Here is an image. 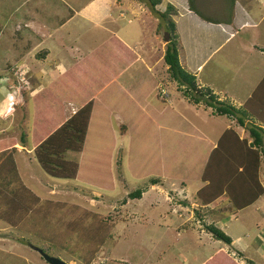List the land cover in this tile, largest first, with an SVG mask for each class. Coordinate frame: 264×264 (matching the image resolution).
Instances as JSON below:
<instances>
[{
	"label": "rangeland",
	"instance_id": "rangeland-1",
	"mask_svg": "<svg viewBox=\"0 0 264 264\" xmlns=\"http://www.w3.org/2000/svg\"><path fill=\"white\" fill-rule=\"evenodd\" d=\"M21 1L0 0V22L13 15L14 12L15 16H20L24 9L26 12V9L30 7L33 8H31L30 19H35V0L27 2L22 11L13 12ZM88 1L46 0V5L41 9L44 14L40 21L50 30L57 29L61 18L67 17L69 13L67 8H61V5L66 3L69 7L78 9ZM105 1L109 3H104ZM137 1L143 10L133 4L135 12L131 14L133 18L129 24L125 22L127 18H118L119 9L113 6L112 0H103L100 3L102 12L105 13V25L113 28L116 35L129 38L136 45V52L142 57V61H145L146 65L151 68L152 73L140 82L137 91L131 90L133 86L128 83V76L132 71L138 72L141 68L137 70L136 66L132 67L125 76L120 78L126 92L125 96L139 99L141 105L137 110L146 111L147 108L150 115L145 116L137 111L132 118L123 117L125 112L119 113L116 107L119 97L122 101V95L115 92L114 86H111L109 90L112 93H108L110 95L108 99L111 98L114 101L110 106L113 114L107 115L110 124H104L103 138L96 144L97 150L107 147L111 154L106 153L105 156L89 154L92 158L99 160L101 179L94 174L81 176L83 177L80 178L81 182L51 177L45 174L36 163L31 148L23 149L16 145L13 160L18 177L23 185L40 198L41 202L48 200L65 204L64 207L55 209L54 215L59 218L56 220L57 224L61 222L68 224L70 220L81 216L83 212H87L86 220H91V215H95L94 218L109 222L111 237L99 247L88 264H199L207 253L212 254L219 250L237 264L247 263L235 258L236 251H241L243 257L252 260L254 264H264V211L261 209L256 212L257 204L259 205L262 201L264 203V195L252 206L242 211L234 210L223 197L213 204L211 209L207 207L199 211L203 219L201 221L197 219L195 212L200 204L195 197V192L201 186L199 180L203 162L201 160L207 154V150L206 143H201V145L191 140L189 136L197 135V133L190 129L198 130L199 128L203 132H208L219 130L224 124V127H233L239 136H243L245 131L243 133V129L241 130L233 120L225 116L216 119L207 117L208 109L207 111L201 106L202 104L197 106L188 102L181 95L176 83L171 80L166 71L167 66L162 59L165 46L164 49L160 46L162 37L165 36L164 23L151 13L144 0ZM125 2L120 1L119 4L130 7L128 4L125 5ZM239 2L241 7L247 5L245 0H239ZM249 2L254 4L251 0ZM194 3L204 15L216 17L221 13L220 7L225 6L226 0H194ZM124 8L130 14L131 8ZM155 8L161 11L159 4ZM138 14L141 16H136ZM109 19L113 23L108 21ZM120 19H122L121 22ZM157 25L160 26L158 27L159 35L155 33ZM61 28L63 40L71 37L70 41H66L72 43L71 45L80 34L87 30H90L89 35L98 34L96 26L89 25L85 19H75L74 16L66 20ZM238 35L239 32L229 44L236 45L235 40L241 38ZM262 35V40H264V25ZM102 46L104 44L100 47ZM23 50L24 45L18 42L10 49V54H1L6 52V48L0 46V141L5 144L13 141L18 143L21 130L30 129L32 117L35 116L33 115L35 108L32 104L35 96L34 54H27L24 59H21L23 63L13 65V70H8L6 67L10 66L9 59L12 61L17 58ZM78 51L80 50H77L76 54ZM224 54L226 53L222 50L208 59L198 73L203 85L199 84L211 89L220 100L226 98L221 96H226V92L228 99L236 94L237 96L232 97L236 100L244 94L242 84L250 85L254 82L253 79L256 81V74L259 79L262 70L255 71L254 69L251 73L247 71L244 67L246 62H243L244 59L240 60L241 53L234 58L229 56L227 58ZM82 55L83 53H80L76 58ZM235 58L236 60L232 61ZM227 65L230 68H227ZM249 74H252V77H248ZM230 102L235 104L233 100ZM62 105L60 109L67 117L73 114L79 106L72 101H63ZM170 108L174 111L173 115ZM23 118L25 121H22ZM123 120L129 124L128 128L121 129L120 122ZM184 120L188 122H186L187 126L182 125ZM165 121L178 132L180 129L186 137L178 135L175 131L160 129ZM213 122L217 124L214 125ZM106 126L109 128L106 129ZM199 136L202 135L199 134ZM189 141L190 144H188ZM68 158L77 161L79 155L68 153ZM118 160L120 164L117 165ZM109 164L110 180L109 169L106 167ZM168 166L171 168L169 172H177V176L184 177V180L186 178L188 181L178 180L175 175L172 177L167 175L169 178L162 180L159 184L150 185L149 177L166 173ZM262 168H264V163H262L259 175L264 187ZM103 184L106 188H99ZM136 188H142L141 197L127 199V194ZM124 199L127 200L125 203L122 202ZM209 224L232 237V242L228 245L223 241L214 240L212 234L205 228ZM64 227L62 225V228ZM21 237L23 240H18L16 232L11 231L0 221V264H49L37 250L41 240L31 238L27 234L19 235V238ZM239 237H242L245 243ZM68 240L67 248L55 250L50 255L60 258L67 264H86L85 258H88L85 252L86 247L74 251L73 244L78 243V239L69 236ZM207 260L202 263H206ZM214 261L221 264L220 261ZM206 264H213V260Z\"/></svg>",
	"mask_w": 264,
	"mask_h": 264
},
{
	"label": "trees",
	"instance_id": "trees-1",
	"mask_svg": "<svg viewBox=\"0 0 264 264\" xmlns=\"http://www.w3.org/2000/svg\"><path fill=\"white\" fill-rule=\"evenodd\" d=\"M144 1L151 13L164 23V31L168 36V41H166L162 59L167 66L166 71L171 80L176 83L179 89L177 90L188 102L197 106L202 104L201 106L209 110L210 115L215 117L225 116L245 131L243 136H239L233 127L226 128L218 138L215 146L210 151L206 149L207 154L204 157L202 156L201 161L203 162L201 174L199 175L201 186L195 192V197L200 204L199 209L195 212L197 218L201 221L203 216L199 211L215 204L223 197L234 210L245 209L264 194V187L259 178L261 166L264 163V97L261 100L258 97L262 86L264 88V77L242 105H235L228 98L220 100L211 89L206 88V86H199L195 75L186 70L179 61V53L182 47L176 32L175 22L172 19V16L177 14L176 8L167 3L165 9L160 11L155 6L161 0ZM187 4L189 10L199 18L212 21L211 17L204 15L201 10L197 9L194 0H187ZM226 10V22L231 23L233 0L230 4L228 3ZM110 41H114L116 45H111ZM117 46L128 56L124 62L121 54L120 62L122 64L119 67L128 66L135 56L133 57V54L128 52L122 43L111 38L104 43V46L98 47L82 62L69 67L47 88L35 93L32 99L35 108L33 115L35 116L32 117L30 129L21 130L18 143L24 149L31 148L36 163L45 174L55 178L75 181H80V178H83L81 176L86 177V174L90 176L94 174L100 179L102 178L98 165L99 160L92 158L89 154L102 156H105L106 153L107 155L111 154L110 149L107 147L97 150L96 144L103 138L104 124H110L107 115L111 116L113 114L110 106L114 101L111 98L108 99L110 97L108 93H112L109 90L111 86H105L121 70L107 69L103 57H110V55H104L100 53V50L104 47L115 48ZM260 50L262 49L260 48ZM96 55L102 58L100 59ZM95 58L101 61L100 66L103 65V70H98L100 66L97 65L100 61L95 65ZM87 65H90L91 69ZM144 78L133 82L131 90L137 91V86ZM114 89L115 92L122 95V101L119 97V103L116 107L119 113L125 112L123 117L132 118L137 111L145 116L150 115L148 110H137L141 105L139 99L136 100V97L127 98L125 91H121L115 86ZM134 98L136 101L133 100ZM63 101H72L79 106L73 114L67 117L63 115L60 109L63 107ZM171 112L173 115V109ZM171 114L170 116H172ZM22 121H25V118ZM165 122L162 124H165ZM186 122L184 120L182 125L187 126L188 122ZM120 123L121 129L128 128L127 121L123 120ZM167 125H170V123H167ZM105 128L108 129L109 126ZM169 128H172V125ZM160 129L163 128L160 127ZM167 130L175 131L178 135L186 137V134L181 132L180 129H178L179 132L176 129ZM190 130L195 131L194 129ZM109 132L111 133L110 130ZM194 136L196 135H190L189 137L197 143L195 139L193 140ZM178 138L182 140L180 137ZM198 143L201 144L202 142ZM14 144V141L6 144L0 142V221L9 227L11 231L16 232L18 240L22 241L23 237L19 238V235L24 234L41 240V244L37 248L41 256L50 255L55 250L67 248L69 236L73 239L77 238L78 243L73 244L74 251L84 249L85 246V252L88 254V258H85V260L88 264L94 258L99 247L106 239L111 237V225L107 220L94 218L95 215H91V220H86L87 212H83V214H80L81 216L70 220L68 224H62V222L57 224L56 220H59V218L54 215L55 209H60L65 204L48 200L41 202L36 194L21 183L13 160ZM188 144H190V141ZM68 153H78V160L69 159ZM116 164H120V160ZM106 167L109 169L110 180V164ZM170 169L168 166L166 167L168 172L165 171L166 173H161L159 176H150L148 180L150 185L159 184L162 180L169 178L167 175L171 177L175 175L178 180H184V177L181 178V176L176 175L177 172H169ZM262 170L264 173V168ZM185 180L188 181L186 178ZM105 186L103 184L99 188H106ZM142 192V188H136L127 194V199H139ZM126 201L124 199L122 202L125 203ZM62 225L65 227L62 228ZM205 228L212 234L214 240L223 241L228 245L232 242L230 236L214 225L209 224ZM242 257V252L236 251V259L243 260L247 264H254L252 260ZM212 260L213 264H217L214 260L220 261L221 264H237L232 258L223 255L221 250L216 251L206 263Z\"/></svg>",
	"mask_w": 264,
	"mask_h": 264
},
{
	"label": "crops",
	"instance_id": "crops-1",
	"mask_svg": "<svg viewBox=\"0 0 264 264\" xmlns=\"http://www.w3.org/2000/svg\"><path fill=\"white\" fill-rule=\"evenodd\" d=\"M45 1L46 0H35V19H30V13L33 9L32 7L26 9V12L24 9L27 5V2L29 3L31 2V0H22L20 5L16 6L13 10L14 12L18 10L22 11L24 9L22 14L20 16H15L16 13L14 12L13 15H11L10 17H6L3 21L0 22V46L2 48H6V52H2L1 54H10V49H12L18 42L24 45V50L21 55H18V57L13 59L12 61L9 59L10 66H6L8 70H13V65L22 62L21 59H24L27 54H34L35 93L47 88L69 67L74 64H77L78 62H82L85 58L91 55V53L94 52L98 47L106 43L107 40H110L111 38L116 39L120 43H122L126 50L132 53L133 57L135 56V58H133V61L128 66L119 67L122 64L120 62L121 54L123 55L122 59L124 60V62L127 60V54L122 51L118 46L115 48L104 47L103 49H101L100 53L104 55H110V57H103L105 58V64L108 65H105V67L111 70H121L114 77V79L105 87L115 86L121 91H124L123 84L121 83L120 78L121 76H125L128 73V70L132 69V67L135 66L137 70H139V68L141 69L138 72L132 71V73L129 74L128 83L131 85L133 82L139 81L140 78H144L152 73L151 68L148 67L146 65V62L142 61V57L137 54L136 45H134V43L129 38L124 37L123 35H116L113 31V28L109 26L107 27L105 25V13L102 12V5L100 3L103 2V0H89L86 4L79 6L78 9L73 8L72 6H70V8L68 4L61 2L64 3V5H61V8H67V11L69 13L67 17L61 18V21L57 25V29L55 28L52 30H50L44 23H41L40 21L42 15L44 14L42 12L43 10L41 9L44 8V6L46 5ZM120 1H126L125 5L128 4L130 7L122 6L123 4H119ZM251 1L252 3H254L253 5L249 2V0H245V4L247 5L241 7L239 0H233V17L231 23L226 22V7L228 3H231V0H226L225 6L220 7L221 13L219 15H216V17L211 16L212 21L203 20L199 18L194 12L190 11L188 8L187 0H161V2L159 3V8H161V11L164 10V7L167 3L172 4L177 10V14L173 15L172 19L175 22L176 32L179 36V42L182 47L179 53V61L189 72L195 75L196 82L199 86H201L200 84L202 83L200 82L198 73L203 69L205 63L208 61L209 58L214 57L217 53L222 50L226 53L224 55H227V58H234L238 53H241L242 57L240 58V60L244 59L243 62H246L244 64V67L250 73L254 69L255 71L262 70V74L259 79L258 74H256V81L253 79L254 82L250 83V85L242 84L244 94L243 96L241 95V98L236 100L232 99V97L237 96L235 93V95L233 94L234 96L229 97V99L233 100L235 104H238V106L242 105L251 96L255 88L260 84V81L264 77V51H262L264 49V40H262V28L264 25V0ZM104 3L109 2L105 1ZM112 3L114 4L113 6H116L119 9L118 18H127L125 22H128V24L133 18L131 14L135 12L133 4H136L139 9L143 10V7L138 5L137 0L136 2H134V0H132V2L131 0H112ZM124 7L131 8L130 14H128V10H126ZM53 10L55 11V9ZM72 16H74L75 19H85L89 22V25L96 26L99 35L95 33H91L89 35L88 33L90 30H87V32L80 34L79 37L75 39L73 45H71L72 43L66 42L70 41L71 37H69L68 40H63V30L61 26L63 23H65L66 20L70 19V17ZM136 16L140 17L141 15L138 14ZM108 21L112 22L110 19ZM121 21L122 19H120V22ZM79 25H81L80 21ZM158 27L160 26L157 25L155 33L159 35L160 32L158 31ZM238 32V36H240L241 38L235 40L236 45L229 44V42L235 38ZM163 37L160 48L164 49L166 41ZM82 39L83 42H81ZM93 39H95L96 41H94ZM109 43H111V45H116L114 41H110ZM260 48L262 50H260ZM77 50H80L78 51V54L83 53L81 57L76 58V56L78 55L76 54ZM96 57L99 56L96 55ZM99 58L101 59L102 57ZM235 60L236 58L232 59V61ZM98 61L100 60L95 58V65L98 64ZM100 65L101 61L97 66ZM87 67L91 69L90 65H87ZM227 68H230V66L227 65ZM98 70H103V65L100 66ZM134 73H136L137 75H135ZM135 76L137 77L134 78ZM248 77H252V74H249ZM219 94L221 95L220 92ZM221 96L228 98L227 92L226 96ZM258 97L260 98V100L264 97L263 86L262 90L260 91V94H258ZM147 110L148 109L146 108V111ZM206 110H204V112H206ZM207 117H211L213 119L223 118L212 116L209 112ZM215 124L217 123H214V125ZM161 126L163 129L174 130V128H169L170 125H167V122H165V124H161ZM226 128L227 127H224V124H222L219 130H209L208 132H203L201 129L198 128V130H195L197 135L193 137V140L195 139V141L197 142H202L204 144L206 143L205 148L210 151L215 146L218 138ZM239 128H241V130L243 129L242 127ZM242 131L244 133V129ZM199 134L203 137L199 136ZM16 145L19 144L15 142L13 147L16 148ZM263 195L261 197H263ZM261 197H259L254 203H256ZM212 206L213 205H210L208 209H211L210 207ZM261 209L264 211L263 201L259 205L257 204L256 212L260 211ZM239 238L245 243L242 237ZM214 253H207L199 264L209 259Z\"/></svg>",
	"mask_w": 264,
	"mask_h": 264
},
{
	"label": "water",
	"instance_id": "water-1",
	"mask_svg": "<svg viewBox=\"0 0 264 264\" xmlns=\"http://www.w3.org/2000/svg\"><path fill=\"white\" fill-rule=\"evenodd\" d=\"M164 40L168 41V36L165 34ZM44 259L49 263V264H67L64 261H62L60 258L56 256H51V255H43Z\"/></svg>",
	"mask_w": 264,
	"mask_h": 264
}]
</instances>
